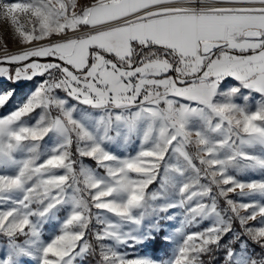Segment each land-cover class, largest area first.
Masks as SVG:
<instances>
[{
	"label": "snow or ice",
	"instance_id": "6c2138e0",
	"mask_svg": "<svg viewBox=\"0 0 264 264\" xmlns=\"http://www.w3.org/2000/svg\"><path fill=\"white\" fill-rule=\"evenodd\" d=\"M0 22V264H264V0Z\"/></svg>",
	"mask_w": 264,
	"mask_h": 264
},
{
	"label": "rangeland",
	"instance_id": "374dc122",
	"mask_svg": "<svg viewBox=\"0 0 264 264\" xmlns=\"http://www.w3.org/2000/svg\"><path fill=\"white\" fill-rule=\"evenodd\" d=\"M7 31V26L4 22H0V33H5ZM134 147V146H133ZM86 163H90V161H86ZM242 179H250V178H258V177H241ZM255 223V222H253ZM167 245H163L160 250H158L156 252V255L153 254V252H151L149 250V248L147 249H141V254H147V255H151L153 257L157 256V255H163V252L167 249Z\"/></svg>",
	"mask_w": 264,
	"mask_h": 264
},
{
	"label": "trees",
	"instance_id": "16d2710c",
	"mask_svg": "<svg viewBox=\"0 0 264 264\" xmlns=\"http://www.w3.org/2000/svg\"><path fill=\"white\" fill-rule=\"evenodd\" d=\"M161 247L162 246L160 244H157L155 247H149V250L153 252L154 255H156V252L160 250ZM257 251H259V249H257Z\"/></svg>",
	"mask_w": 264,
	"mask_h": 264
}]
</instances>
